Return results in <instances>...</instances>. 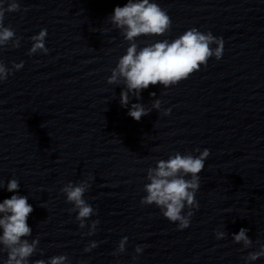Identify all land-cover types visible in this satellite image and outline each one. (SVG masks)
<instances>
[{
  "label": "water",
  "instance_id": "obj_1",
  "mask_svg": "<svg viewBox=\"0 0 264 264\" xmlns=\"http://www.w3.org/2000/svg\"><path fill=\"white\" fill-rule=\"evenodd\" d=\"M157 2L171 29L141 35L138 45L197 27L222 36L224 52L175 86L150 84L139 102L151 108L161 99L172 111L152 109L139 121L119 103L123 84L107 83L128 43L106 17L126 0H19L28 10L5 15L22 39L18 48L0 49V60L24 66L0 83V180L15 175L20 194L29 195L27 223L40 237L32 260L66 253L72 264H133L135 246L146 244L135 264H243L264 243V0ZM41 28L49 53L30 56V37ZM195 147L210 155L199 173V208L179 230L140 199L149 166ZM89 173L95 179L85 199L98 210L90 219L100 223L94 235L82 236L88 228H79L59 189ZM11 195L0 189V200ZM241 227L249 229L251 248L231 238ZM214 230L229 235L218 240ZM125 235L126 251L114 256ZM90 240L98 246L84 252Z\"/></svg>",
  "mask_w": 264,
  "mask_h": 264
},
{
  "label": "clouds",
  "instance_id": "obj_2",
  "mask_svg": "<svg viewBox=\"0 0 264 264\" xmlns=\"http://www.w3.org/2000/svg\"><path fill=\"white\" fill-rule=\"evenodd\" d=\"M26 12L21 8L19 0H0V49L11 45L18 48L22 37L17 36L15 29L4 24L8 12ZM112 26L119 29L123 40L128 43L124 53L117 58L114 67L107 76L108 84H123L119 94V103L127 109V115L136 121L148 115L152 109L162 112L163 115L171 114L172 109L161 108V99H155L151 108L140 103L141 93L149 85L159 83L164 88L175 86L178 82L187 79L190 74L206 67L209 58L214 57L219 61L224 52V38L214 35L212 31H201L191 27L175 38L152 39L140 46L136 40L141 35L156 37L170 31L172 20L168 10L162 7L157 0H126V3L116 5L110 15L106 17ZM107 32V28H101ZM48 35L47 28H41L34 33L28 54L36 53L47 55L49 48L46 46ZM24 61L12 62L8 67L0 60V83L7 80L14 71L22 69ZM155 97L156 93L151 92ZM135 99L136 102H133ZM210 149L195 147L184 153L174 151L166 159H157L155 166L146 170L147 183L143 185L146 193L141 197L142 205L155 204L163 217L170 222H175L179 230L190 226L193 210L199 208L196 193L200 188L201 171L205 168L206 159ZM95 177L89 173L78 181H67L60 187V193L71 205L69 213H75L79 228H88L82 236H92L97 230L99 219H90L97 215V208L85 199V193L92 187ZM20 181L13 175L5 180H0V189L12 193L10 197L0 200V264H72L66 253L53 255L46 259H30L36 253L40 244V237H33L32 228L27 223L29 214L33 212V205L29 203V195L20 194ZM46 202L41 203V207ZM249 229L241 227L238 232L231 233L233 242L241 244L242 248H251L254 241L247 235ZM216 239H223L229 233L225 230H214ZM31 237V239H29ZM128 236H122L113 255L126 251ZM259 239V238H258ZM98 241L90 240L83 251L90 252L98 246ZM146 244H137L134 248L136 255L132 257L133 264L143 253ZM6 254V255H4ZM264 257V243L254 251H249L244 256L243 264H252L258 258ZM77 264H88L87 260H79ZM116 264H120L117 259Z\"/></svg>",
  "mask_w": 264,
  "mask_h": 264
}]
</instances>
